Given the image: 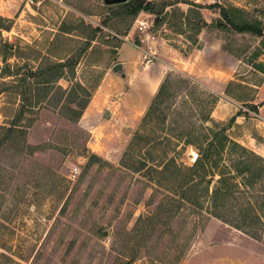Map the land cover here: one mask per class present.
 Segmentation results:
<instances>
[{"label": "rangeland", "instance_id": "obj_1", "mask_svg": "<svg viewBox=\"0 0 264 264\" xmlns=\"http://www.w3.org/2000/svg\"><path fill=\"white\" fill-rule=\"evenodd\" d=\"M146 1L157 12L171 4L158 26L153 13L130 17L103 0H0L12 13L0 16V264H264L263 228L254 239L179 204L163 170L170 157H197L194 145L163 139L199 138L204 127L264 158V37L209 8L219 2L234 22L264 29V0ZM63 25L60 60L47 50ZM148 69L159 84L170 76L148 122L162 143L131 148L157 91L142 105L132 92ZM5 89L20 95L8 103ZM87 100L73 121L69 108Z\"/></svg>", "mask_w": 264, "mask_h": 264}, {"label": "trees", "instance_id": "obj_2", "mask_svg": "<svg viewBox=\"0 0 264 264\" xmlns=\"http://www.w3.org/2000/svg\"><path fill=\"white\" fill-rule=\"evenodd\" d=\"M113 6L125 9V13L130 17H136L142 11L153 13L156 16L154 24L158 26L163 21L160 19L162 12L171 4L163 3L159 12L155 11L156 6L154 3L146 0H130L127 3ZM209 8L219 9L222 21L233 31L264 37V29L259 22L236 23L219 2L214 3ZM206 26V23L201 20L196 29L199 31ZM0 29H3L1 25ZM69 29L64 25L60 27L58 34L54 35L49 43L48 56L63 59L64 56L56 55L58 54L56 50H59L63 44L69 43L68 38L65 37L69 34L71 30ZM5 48L7 51L10 49L8 46H5ZM5 55L6 57L12 56L9 52ZM169 77V75H166L159 84L145 116L141 120V124L131 138V148L138 143L148 147L162 143V140H155V134L152 129H149L148 122L152 119L153 108L160 105L162 99L169 96L167 93ZM177 82L185 84V80L182 78ZM77 86L82 89L81 85ZM17 89L20 90V87ZM32 90V87H27L28 92ZM4 91L10 94L8 103L13 102L20 95V93L11 95L7 89ZM20 92L22 96L27 93L23 91V88ZM87 104L88 100L80 105H75L78 110L69 108V111L74 114L73 121L79 120ZM253 109L256 110L254 107ZM23 114L24 111H21L19 117H22ZM16 130H7L9 132L8 136L13 133H17L20 137L25 135L23 130ZM183 135L185 139L181 137ZM198 137L200 139L193 137L191 131L187 130L186 132L175 131L170 137L163 139L166 141L165 146L171 144V139H173L184 146L194 145L197 150V157L190 166L177 162L175 157L166 159L167 163L163 170L169 174L166 177L167 181L177 182L178 184L176 194H178L179 200L176 202L191 205L207 216L229 224L251 238H259L252 228L259 225L260 229H264V158L232 141L226 135V130L223 129L211 133L209 128L204 127ZM202 143H205L206 146H203ZM170 169H173V171Z\"/></svg>", "mask_w": 264, "mask_h": 264}, {"label": "crops", "instance_id": "obj_3", "mask_svg": "<svg viewBox=\"0 0 264 264\" xmlns=\"http://www.w3.org/2000/svg\"><path fill=\"white\" fill-rule=\"evenodd\" d=\"M11 11H9L8 6L3 3L0 4V16L1 17H7L10 18L11 16ZM157 72V70H153V69H148L145 72H142L139 76V79L136 83H134V85H131V89L132 92L137 89L138 90V99L136 96V99L138 102H140L139 104H145L147 101L150 102V98L153 95L154 91L157 90L158 88V84H159V78L158 76H156L154 73ZM152 85H154L152 87ZM149 89L151 90V94L148 93ZM263 87L259 88V91L257 92V99L255 100L258 103H262L264 101V98L262 97L263 94ZM141 99V100H140ZM150 99V100H149ZM148 102V104H149ZM139 105V107L141 106Z\"/></svg>", "mask_w": 264, "mask_h": 264}, {"label": "water", "instance_id": "obj_4", "mask_svg": "<svg viewBox=\"0 0 264 264\" xmlns=\"http://www.w3.org/2000/svg\"><path fill=\"white\" fill-rule=\"evenodd\" d=\"M130 0H103L104 4L107 6H113V5H119V4H124L129 2ZM122 69V65L121 64H117L115 65V67L113 68V71H119ZM196 159V155H194V161Z\"/></svg>", "mask_w": 264, "mask_h": 264}, {"label": "built area", "instance_id": "obj_5", "mask_svg": "<svg viewBox=\"0 0 264 264\" xmlns=\"http://www.w3.org/2000/svg\"><path fill=\"white\" fill-rule=\"evenodd\" d=\"M32 1H33V0H30L31 3H32ZM140 29H142V28L140 27ZM76 173H77V167H74V168L72 169V171H71V175L74 177V176L76 175Z\"/></svg>", "mask_w": 264, "mask_h": 264}]
</instances>
